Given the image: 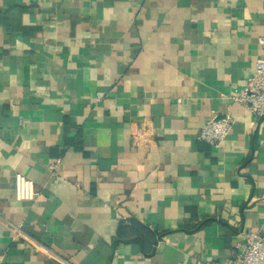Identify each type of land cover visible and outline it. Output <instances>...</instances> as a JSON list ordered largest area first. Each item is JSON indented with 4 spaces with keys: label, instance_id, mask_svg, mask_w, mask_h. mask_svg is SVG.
<instances>
[{
    "label": "crops",
    "instance_id": "crops-1",
    "mask_svg": "<svg viewBox=\"0 0 264 264\" xmlns=\"http://www.w3.org/2000/svg\"><path fill=\"white\" fill-rule=\"evenodd\" d=\"M263 35L264 0H0V264H227L264 236V116L232 99Z\"/></svg>",
    "mask_w": 264,
    "mask_h": 264
},
{
    "label": "built area",
    "instance_id": "built-area-1",
    "mask_svg": "<svg viewBox=\"0 0 264 264\" xmlns=\"http://www.w3.org/2000/svg\"><path fill=\"white\" fill-rule=\"evenodd\" d=\"M259 44L262 48V54L257 60L256 70L249 78L246 86L236 91L232 96L235 102H238L248 108V110L257 117L264 116V35L259 38ZM235 121L231 115L223 117H212L203 126L199 133V140L215 147H219L228 138ZM58 162L50 165V170L55 172ZM39 193L36 190L32 179L21 173L15 175V196L19 202H30L37 199ZM24 235V236H23ZM16 238H23L25 234L22 230H15ZM46 249L54 259L65 263L64 259L54 251L36 244ZM227 264H264V236L247 230L243 239L238 241L231 253Z\"/></svg>",
    "mask_w": 264,
    "mask_h": 264
}]
</instances>
